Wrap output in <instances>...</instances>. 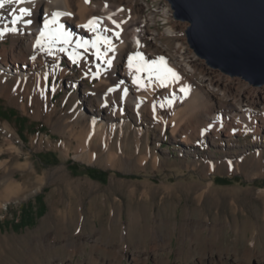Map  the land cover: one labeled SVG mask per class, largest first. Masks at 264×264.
<instances>
[{
	"label": "bare ground",
	"instance_id": "6f19581e",
	"mask_svg": "<svg viewBox=\"0 0 264 264\" xmlns=\"http://www.w3.org/2000/svg\"><path fill=\"white\" fill-rule=\"evenodd\" d=\"M12 7L31 8L32 15L24 19H31L32 23L27 24L21 20L13 24ZM150 7L148 0H25L23 4L8 5L0 9V30H5L1 38H10L8 43L0 45V96L17 102L23 112H29L28 101L32 100L37 104L34 105L33 116L42 114L43 100L48 99L47 88L52 73L50 68L46 69L43 66L45 58H58L59 55L65 54L70 62L75 56H79L85 62L87 59L77 50L78 46L87 42L85 47L97 52L93 43L97 42L98 37L101 40L107 38L111 40L115 50L108 51L106 43H98L101 54L106 58L105 66L91 64L92 69L89 72H82L84 77L100 75L97 86H104L105 89L99 91L95 88L89 92L83 91V95L76 100L77 107L73 110L78 111L83 107L84 110L75 114V118L71 120L70 137L56 144L47 140L49 146L53 149L61 148L65 157L73 148L83 155L86 152L92 162V150L95 148L92 145L93 140L104 130L109 133V136H104L98 146L96 145L100 149L99 156L106 152L111 165H116L115 162H132V155L115 152L110 146V140L115 131L120 128L122 132L124 126H128L126 139L132 133L135 151L140 152L143 149L145 151L141 155L140 163L146 165L150 162L158 171L157 147L154 150H148L145 145L150 142L149 134L152 124L157 123L163 129L167 126L171 127L172 140L179 144V151L186 161L190 156L193 157V168L199 164L198 156H200L201 146L207 144L210 147L209 152L206 153L209 174L216 172L220 166L218 162H214L216 151L225 152L222 161L225 163L227 160L232 169L239 171L241 164L238 158L247 149L236 142L234 136L252 135L255 137L252 144L255 148L259 146L258 133H262L264 138V88L254 91L240 88L235 91L236 85L233 81L219 74L217 68L202 63L196 57L193 48L184 37L183 27L187 21L175 20L171 5L164 2L156 9H150ZM149 9L150 12L146 13ZM57 12L70 13V15H61L57 18V24L50 27L56 28L62 24L63 31L71 33L70 43H46L44 49L50 50H43L36 46V41L40 38L44 21L53 19ZM94 17L98 19L95 31L84 26ZM161 18L167 22V30L164 32L153 28ZM13 28L16 31L10 30ZM116 33H119V36ZM165 36L173 41L172 45L168 43L169 41L163 40ZM61 48L66 50L61 51ZM137 53L142 55L143 60L140 61L137 58L134 60V65L140 63L150 65L155 61L152 75H156L159 80L153 83L147 82L142 77L143 72L137 73L135 67H129V58L135 57ZM161 57L163 62L160 60ZM109 59L112 61L111 65L107 63ZM166 69H171L175 76L173 77V74ZM196 70H200L199 78L194 74ZM137 75L141 83L136 82ZM161 76L165 77L163 82ZM9 79H11L10 83ZM113 80L117 82L115 88L112 86ZM70 84L79 87V80L75 77ZM159 90L165 93L169 106L175 109L176 112L172 116L164 115L158 110L154 115L149 114L150 116L142 113L150 101V105L153 106L152 101ZM134 95L136 96L132 99ZM22 96L28 97L29 100L25 101ZM119 96H122L123 101L127 103L117 104L115 99ZM129 102L136 105L137 111L128 106ZM88 111L94 116L91 122L87 121L90 115ZM3 128L5 133L0 144V177L8 175V178L1 181L0 190L3 192L1 194L14 196L12 194L17 195L29 189L37 170L29 160L30 155L26 157V160H21L23 151L16 143V131L11 124L5 123ZM44 142L45 138L42 137L39 145H43ZM160 148L165 153L168 151L164 147ZM4 152L9 153L10 157H1ZM81 153L76 152L75 156L80 158ZM16 170L22 171L20 177L16 175ZM42 178L40 177L39 181H42ZM81 185L82 183L75 181L71 187L72 189L80 188ZM199 185L202 186L201 183ZM143 187L145 197L143 201L150 206L152 212L143 216L140 210L131 209L129 219L125 221L119 209L115 213L114 221L121 227L118 232L121 243L114 247V250L110 249L111 231L107 226L104 228L106 231L99 232L100 237L93 238L91 233L85 232L87 218L80 213L74 201L71 199L66 203L57 199L46 221V230L22 241L25 260L34 261L37 264H75V255L84 250L88 252V257L82 261V264H122L123 259L129 254L132 255L134 264H148L151 259L146 252L148 248L141 247L139 238L142 240V237L150 236L149 242L156 264H171L170 254L163 255L160 251L161 249H169L170 252L175 250L173 235L177 228L180 229L178 257H182L185 251L189 253L197 244L214 249L219 236L224 235L221 233L229 227H232L236 234L235 240L240 237L242 228L237 222L233 224L226 220L208 218L196 220L186 217L179 224L163 216L162 210L158 212L154 210L157 203L151 199L157 196L158 191L163 190L171 194L183 188L190 192L191 184H170L164 180L162 184L145 182ZM136 191L137 188L132 189V192ZM204 193L203 190L199 194V200ZM8 202L9 200L4 202L3 208L7 207ZM59 225L62 227L63 235L61 239L56 240ZM142 225L150 227L151 231L149 233L147 231L148 234L143 229L141 231ZM68 229L73 233L69 234ZM66 231H68L67 234ZM206 231L209 233H205ZM128 239L132 242L129 251L126 250L127 244L125 245ZM194 240L197 241L196 245ZM250 243L242 249L245 252V259L240 260L236 256L239 264H250L248 256L258 250L256 238ZM88 245L91 246L90 250L87 249ZM206 255L208 256V253ZM221 256L222 254L219 257L212 254L208 257L200 256L198 261H190V254H188L185 260L177 261L175 264H217L218 262L226 264ZM260 262L264 264V259H260Z\"/></svg>",
	"mask_w": 264,
	"mask_h": 264
},
{
	"label": "rangeland",
	"instance_id": "374dc122",
	"mask_svg": "<svg viewBox=\"0 0 264 264\" xmlns=\"http://www.w3.org/2000/svg\"><path fill=\"white\" fill-rule=\"evenodd\" d=\"M148 2L151 5L150 9H156L164 2L171 5L169 0H148ZM150 9L146 13H149ZM174 19L186 21L177 19L175 15ZM166 23L161 18L158 21L160 26L156 24L153 28L164 32L167 30ZM189 24L187 21L183 27L184 37L187 41ZM163 40L165 42L169 41L168 43L171 45L173 44V41L169 40L167 36ZM9 41L10 38L5 39L0 36L1 46ZM77 50L87 59L85 62L79 56L73 57V61L70 62L65 54L59 55L58 58H45L43 66L46 69L50 68L52 73L47 88L48 99L43 100L42 114L36 117L33 116L34 105L37 104L32 100L30 101L28 97L22 96L25 101L29 100V112H23L17 102L0 96V144L5 133L3 125L9 123L16 131V143L21 146L23 151L21 160H26V157L30 155L29 160L37 170L27 191H21L17 195L12 194L14 197L11 195L6 196L5 193L1 194L3 192L0 190V202L2 203L0 205L2 207H0V264H37L34 261L28 262L25 260L26 255L24 254L22 241L46 230V221L52 213L54 201H57V199H61L66 203L71 199L74 201L80 213L87 218L84 227L85 232L91 233L93 238L100 237L99 232L106 231L104 228L107 226L108 230L111 231L110 249L113 248L114 250V247L121 243L118 237L121 227L114 221L115 213L120 209L125 221H128L129 210L131 211V209L134 211L140 210L142 215L144 214L143 216L149 215L152 209L143 201L145 200L143 183L162 184L164 180L170 184L189 183L192 185V189L188 192L180 188L171 194L163 190L161 192L158 191L157 196H153L151 199L157 203L154 207L156 212L162 210L161 214L163 216L171 218L172 221L179 224L186 217L196 220L208 218L211 220H226L233 224L237 222L242 228L241 235L237 240L234 239L236 234L232 227L223 231L221 234L224 235L219 236L216 242L217 247L215 246L214 249H210L205 245V247L199 244L196 245L195 242L197 241L194 240L196 246L189 253L185 251L182 257H178L177 253L180 241V229L177 228L173 235V248L175 250L170 252L169 249H161L160 251L163 255L170 254L171 264L185 260V256L188 254H190V261H198L201 258L200 256L208 257L213 254L219 257L222 254L221 257L226 264H239L236 261V256L240 260L245 259V252L242 249L248 243L251 244L250 242L254 238H256L258 243V250L248 257H250V264H261L260 259H264L263 134L258 133L259 148H255L252 144L253 139H255L252 135L234 136V140L247 149L238 158L241 164L239 171L232 169L227 160L225 163L222 161L225 152L216 151L214 162H218L220 166L216 172L209 174L206 153L209 152L210 147L207 144L201 146L200 156H198L199 164L193 168V157L190 156L188 161H186L183 154L179 151V144L172 140L171 127L167 126L163 129L157 123L152 124L150 128L149 144H144L148 150H154L157 147V157H159L158 171L155 170L150 162L146 165L142 164V162L140 163L141 155L145 151L144 149L140 152L135 151V140L132 133L126 139L125 135L127 134L128 126L122 127L124 129L122 132H120V128L115 131L112 140H110V146L115 152L128 156L132 155V162L122 161L119 163L115 162L116 165H111L106 152L99 156L100 149L96 145L98 146L104 136H109V133L104 132V130L93 140L94 143L92 145L95 148L93 149L92 147V162L87 155L88 153L85 152L83 155L75 148L71 149L70 154L65 157L61 148L53 149L49 146L47 140H51L55 144L67 140L70 137L69 135H71V120L75 118V114H79L84 110V107L78 111L73 110L74 107H77L76 100L83 95L84 90L89 92L95 88L99 91L105 89L104 86H97L100 81V75L84 77L82 73L84 71L89 72L94 64L104 67L106 64L105 56H98L96 51L93 52L85 46H78ZM194 53L202 63L211 66L195 50ZM217 69L219 74L225 75L235 83V91L240 88H247L253 91L258 88H264V85H255L241 76L231 75L220 68ZM194 74L197 78L201 76L200 70L194 71ZM75 77L79 80V87H74L70 84ZM142 77L150 83L159 80L156 75L148 72H143ZM8 81L10 83L11 79ZM112 82V86L115 88L117 82L116 80ZM164 95L163 91H157L152 101L153 106L150 105V101L146 105V109L142 110V113L150 116L151 114L154 115L156 110H158L164 115L172 116L176 111L169 106L166 95ZM135 96H132V99ZM115 101L119 105L121 103L124 104V102L127 103L123 101L122 96L116 97ZM132 103L129 102L128 106L137 111L136 105ZM52 111L53 113H51ZM88 112L90 115L87 117V121L91 122L94 120V116H92L90 111ZM119 127H121L120 124ZM42 137L45 138V142L40 146L39 143ZM159 146L164 147L168 151L165 153ZM76 152L81 153L80 158L75 156ZM1 157L9 158L10 155L4 152ZM202 162L204 165H200ZM15 173L19 177L22 175L21 170H16ZM2 177H0V184L2 180L8 178V175ZM40 177H43L42 181H39ZM75 181L82 183L80 188L74 187L72 189L71 184ZM133 188H137V191L132 192ZM203 190L205 193L199 200L198 196ZM6 200H9V202L7 207L3 208L2 205L5 204ZM198 206L200 207L198 208ZM107 220L110 221L108 222ZM141 227V231L142 229L146 233L151 231L148 226L142 225ZM61 228L59 225L56 240L61 239L63 235ZM68 230L69 234L73 233L72 230ZM67 233L68 231H66ZM205 233L209 232L206 231ZM139 240L143 249L148 248L146 252L151 258L148 264H156L152 246L149 242L151 241L150 236L142 237V240L139 238ZM131 243L129 239L125 242V245L127 244L126 250H131ZM90 248L91 246L88 245L87 249L90 250ZM206 253H208V256ZM87 257V251L78 252L74 257L75 264H82V261ZM122 264H134L132 255L129 254L125 257ZM217 264H220V262Z\"/></svg>",
	"mask_w": 264,
	"mask_h": 264
},
{
	"label": "water",
	"instance_id": "95a60500",
	"mask_svg": "<svg viewBox=\"0 0 264 264\" xmlns=\"http://www.w3.org/2000/svg\"><path fill=\"white\" fill-rule=\"evenodd\" d=\"M196 53L215 68L264 85V0H169Z\"/></svg>",
	"mask_w": 264,
	"mask_h": 264
},
{
	"label": "snow or ice",
	"instance_id": "6c2138e0",
	"mask_svg": "<svg viewBox=\"0 0 264 264\" xmlns=\"http://www.w3.org/2000/svg\"><path fill=\"white\" fill-rule=\"evenodd\" d=\"M25 2V0H0V9L5 8L8 5H19V4H23ZM11 15L14 17L12 20L13 24L18 23L19 21L23 20L24 23L27 24H31L32 21L31 19H24L25 17H30L32 15V11L31 8H26V7H12L11 9ZM61 15H70V13H60L57 12L54 14L53 19L51 20H45L44 21V28L43 30L40 31V38L37 39L36 41V46L42 48L43 50H50V49H44V45L47 44H57V43H63V44H68L70 43L69 37L71 36V33H67L63 31V25L60 24L58 25L56 28H52L50 27L51 25L57 24V18L60 17ZM98 23V19L97 18H93L91 20L88 21V23L86 25H84L85 27H89L91 30L95 31L96 30V24ZM113 23H116L115 21H113ZM11 31H16V29H10ZM5 30H0V36H2L4 34ZM117 36H119V33H116ZM106 43L108 45V51H114V46L111 43V40L104 38L103 40H101L99 37L97 38V42L93 43V47H95L97 49V55L102 57V54L100 52V49L98 47V43ZM87 42H85L86 44ZM85 44H80V47H84ZM66 49L61 48V51H65ZM137 58H139L140 61L143 60V57L141 54L137 53L135 57H130L129 58V67L133 68L135 67V70L137 73L140 72H148V73H152L156 62H152V64H146V63H140V64H135L134 65V60H136ZM161 62H163V58H160ZM111 59L107 60V63L109 65H111ZM167 72L172 73L171 69H166ZM173 77L175 76L174 73ZM151 78V77H150ZM161 81L163 82V80L165 79V77L161 76ZM137 83H141L140 77L137 75V77L135 78ZM143 86V85H142ZM111 91V89H110ZM182 91H185V89H182Z\"/></svg>",
	"mask_w": 264,
	"mask_h": 264
}]
</instances>
